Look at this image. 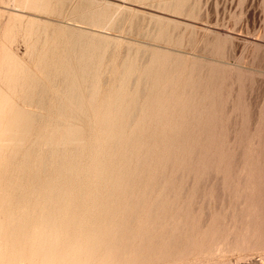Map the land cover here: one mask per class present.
Returning <instances> with one entry per match:
<instances>
[{
  "label": "bare ground",
  "instance_id": "6f19581e",
  "mask_svg": "<svg viewBox=\"0 0 264 264\" xmlns=\"http://www.w3.org/2000/svg\"><path fill=\"white\" fill-rule=\"evenodd\" d=\"M121 1L124 2L127 0ZM133 1L142 4L157 6L158 8L167 9L170 11L173 9V12L176 11L177 13L178 11L179 13L180 11L181 13V10H183L182 8L186 9L188 5L187 3H189L190 0H186L187 2H176V0H157L158 2H152L156 0ZM0 2L13 3L17 6H20V8L22 7L39 13L58 16V18L63 19L60 20L62 22L54 23L50 21H44L35 17L26 18V16L24 15L12 13V16L9 15L11 17L9 18L10 20L5 24L3 29L2 34L4 40H2L3 42L0 45V264H119L118 262H116V259L126 253L128 254V252L131 250V248H128V246L131 247V244L127 246V244L129 243L127 242L129 240L127 238H131V234H126L127 232L125 231L126 227L128 228V226H131L127 225L129 221L125 220V216H127V214L129 215V209L132 210V208H135L134 206L136 205L138 207L136 209L142 210L143 208L141 207L145 206L144 208H146L147 204L154 203V199H158L157 203H154V205L156 204L158 208V204H162V200H164L160 192V195L156 196H162L161 198L163 199L160 200L161 198L153 197L152 201L150 200L151 197L147 196L146 192H144L147 188L146 184H149L148 181L152 180L150 178H153L152 176L154 175V172H152L153 175H149L151 173L150 169H152L150 167L153 164L155 165L156 162L154 163V161L152 160L153 164L151 162V165H149V161H151V159L155 156L153 155V149H155L156 147L153 144L157 145L160 137L158 136L156 138L154 136L155 139H152L153 137L151 138L152 141H156V139L159 138L155 143L153 142V148L150 146L151 144L148 143L151 140H148V142L145 143L143 142V146H141L142 144L138 142L141 141L142 138H146L143 137L144 133H146L145 131L143 134H141L142 138L140 140L134 141V137H130L128 139L129 141H134V143L138 142L140 146L131 145L132 142L129 145L124 144L127 141L126 138H128L126 136L129 134L126 131V128L132 125L142 126L141 121L139 122L138 120L141 115H144V117L142 118L148 120L149 117L147 113L148 110H151L149 109L150 107H153L159 112L167 109L164 107L165 104L167 107L169 106L167 105V103H165L166 97L169 96L166 95V93H169L168 91L172 90L170 88L173 82H175L174 80L176 79V76L174 77L175 79H173V77L171 78L173 80H168V77L165 78L167 79L166 81L172 82H170L169 84L171 86H169L167 82H164L165 79H163V76H166L170 72L172 73L174 71L173 73H175L176 70L178 71V68H181L183 64L181 65L182 62H179V64L177 63V61L182 58L177 57V54L175 53V58H177V60L172 59L174 55L173 52H169L171 50L167 51L163 50L164 48L159 49L156 47H151L149 45H141L139 43L126 40L122 35L110 36L102 32H98L99 30H87L86 28L84 29L82 27L75 26L76 24L72 26V23L67 22V20L69 19L75 22H82L84 24L99 27L101 29L117 28V30L121 32H128L132 31L134 19L138 18L135 16H146L142 17L147 20V25L145 26V28H149L148 35H150L152 39L154 38V40H168V38L172 39V37H170L171 35L167 37L164 35V32H166L167 34L170 30L169 26H172L177 22L175 20H172V18L170 19L169 17H163V15L160 16L155 13L146 11L144 12L140 9L128 5L126 2L120 4L112 2L110 0H0ZM183 11L185 12V10ZM164 25L167 28L169 27V30ZM138 29L139 28L137 27V29L135 30L137 31ZM18 31L23 32L24 39H26L28 45L27 58L31 61H34L35 65L34 63L33 65L35 66V69L30 67L29 63L26 61L27 59L25 60V57L21 58L20 56L15 54L10 47V44L16 40ZM172 31L173 29L169 32L171 33ZM180 36L181 35H179V37ZM178 41L179 40H177V43ZM180 42L182 43V41ZM125 45L126 48H128L127 52L120 61L119 59L121 57H119V59H117L116 61V59L114 58L115 56L120 54V52H117L119 51V46L125 47ZM178 56L185 57L182 55ZM108 58L109 60L112 58L116 61L115 62L113 60L114 63H111L113 65L116 63L115 67H117L118 65L121 66V73L118 71L116 72V74L120 73L119 78L116 77V74L112 73V76L115 75L113 78H118V80H116L118 84L116 85L115 82L116 87L112 85V90L110 89L111 87L109 88L106 85L105 87L103 86L104 88H108V91L109 89L111 91H109V93L108 91H106L107 95L105 94L104 97L101 98V82H108L107 78L105 80L104 75L107 76L106 73L109 72V66L111 65L110 64L109 66H105L109 64ZM116 58H118V56ZM105 59H107L106 62ZM184 59H182L183 63L186 60H190ZM196 60L197 61L194 60L195 63H197L200 59ZM118 61L119 64H117ZM139 62L142 63V66L141 64H139ZM104 63L106 64L104 65ZM110 67L113 68L112 66ZM116 69L113 70L116 71ZM103 70L106 71V73H104ZM193 70H195V68H193ZM210 70L212 71V73H214V70ZM171 75L174 76L176 74ZM102 76H104V81L101 80ZM188 77H190V75ZM138 80L142 81V83ZM132 81H138L142 84V86L140 84L139 86L141 87H139L137 85L139 83L133 82L135 84L133 86L137 85V87L133 89L131 86V88L133 89L132 90L129 86ZM178 81L176 80L175 85L173 84V89L176 88L175 86L178 85V83L179 85H181ZM201 81H199V83L197 84H200ZM163 82L167 85L163 84ZM190 82L192 86H190L191 84L187 85V83H185L184 85H186L187 87L190 86L189 89H191V87L195 88V86L193 85H196V83L194 84L193 80H190ZM205 82H207V79ZM103 84L104 83H102V85ZM197 86L198 85H196V87ZM190 92L193 93V91ZM171 93L170 94L173 97L178 94L174 93L175 95H173V91ZM185 94L186 93H184V95ZM172 96H169V99H166V101L168 102V100H170ZM191 96H193V94ZM14 97L19 98L18 100L22 99L24 101L22 102L25 103V105L21 106ZM177 97H175V99ZM183 97L181 100H184ZM142 99L144 100L142 101ZM185 104H187V101ZM188 105L191 104L188 103ZM26 106H31V108L32 106H35L37 107V110H31ZM179 106L181 109L184 108L181 107V105ZM189 107L190 106H188L187 108L189 109L188 112L190 111V109H192ZM180 108L179 110H181ZM177 110L176 112H178ZM182 110L180 111L181 113ZM153 112L155 113V110ZM148 114L152 115L153 113L149 111ZM159 114L161 115V113ZM184 114L179 115L183 117ZM100 116L101 118H99ZM146 116L147 118H145ZM153 116L150 119H153ZM167 116H170L172 118L173 115H166V117ZM83 117H85L87 121L86 119L83 120ZM175 117L177 119V113ZM44 118H51L50 120L52 121L53 119L54 122H50L48 124L40 123L39 125V120ZM150 119L149 122L151 124ZM157 119H159L158 121H160V118ZM174 119L175 118L171 120L173 121ZM164 120L167 119H163L162 122H164ZM186 120H188V118H186ZM175 122L176 120H174V123ZM179 122L181 123V121ZM174 123L172 122L170 124ZM98 124H100L101 126V128L99 127V129L96 128V125L98 126ZM161 124L162 125H160L159 123V126H171L170 124ZM148 125L149 123H147L146 126ZM86 126L89 129L86 128ZM165 127H163L164 130H161L163 128L160 127L161 132L164 131L162 133L158 131L161 135H165L163 134L167 131L165 130ZM170 128L168 127L167 129ZM143 130L144 128L141 130V132ZM151 131L152 130H150V132ZM131 132L132 135H134L133 133L135 131ZM136 132L135 134H140ZM151 133L153 134V131ZM151 133L148 132V135ZM129 135L131 136V134ZM136 137L139 138L141 136L139 135ZM174 138V140H176V137ZM146 143H148L147 145H150L145 146L144 144ZM166 146L167 145L165 144V147ZM157 148V151H160L158 153L159 155L162 148L160 147L161 150H159V147ZM170 154H168V159H170ZM181 154H178V156ZM162 155H164V153ZM162 155L160 156L161 159L164 158L162 157ZM157 160L161 162L160 159ZM157 164L159 163L157 162ZM162 167L161 172H163V169H165L164 166ZM168 167H170V165ZM148 168L149 174L147 175H149L150 178L147 180V182L145 181V184L141 181V183L137 182L139 185L142 184L145 186V189H143V186L141 187L140 185V188H138V190V186L135 187L136 185H138L137 183H135L137 181L136 179H141L142 181H144L146 178L144 180L143 178L145 177ZM156 168H158V166H155V169ZM155 169L152 170L154 171ZM157 170L159 171V168ZM161 172H159L161 175L156 174L157 177L166 176V174H168L167 171L165 175L164 172ZM26 177H28V179ZM166 178L167 177H161L160 179H156L161 183L162 181L160 180ZM154 179L155 177L153 178V180ZM25 180H27V182H25ZM163 182L161 184L163 186H169L168 184H171V182L169 183V179L167 182L168 184H163ZM160 183L158 185H160ZM155 185L157 186L156 182ZM155 185L151 184V189L148 185L151 193H149L148 190L147 194H151L152 196V191ZM163 186L162 188L158 186V188H161L162 190ZM141 188L143 190H141ZM26 189L30 192L28 195L23 193L24 191H27ZM154 191L157 192L158 190L154 189ZM165 191L166 190L162 192L165 193ZM125 194L126 197L128 195L129 197L124 199ZM134 195L136 197H134ZM145 198L146 200H149L146 205L144 204ZM174 198H176V196ZM123 200H125L124 202L126 203H122ZM168 201L169 200L165 199L166 204L163 205L166 206L167 203L168 205H170V202ZM151 204H149L148 206H150ZM163 205H159L160 211L163 210L162 213L159 212L161 216H156L155 218L153 217L152 222L155 223L154 220L156 218L160 219L161 217H166H163L164 214H167V216H169V212L167 211V209L164 207L166 210L165 212L164 208L161 207ZM156 206H150L147 208H154L153 210H157V208L155 209ZM122 208L128 211H126L127 214L122 211ZM120 210L124 213L122 214L125 218L120 217ZM134 210L135 209H133V211ZM143 210L144 211H141L143 213H145V210H147L146 214H143L144 216H146V218L148 217L149 213H153V210L151 212L150 210L148 212V209ZM158 211H154V214H156L157 212L158 215ZM115 212H118L119 215L117 214L116 216ZM141 212L138 213L142 214ZM133 213L134 216L135 214H138L135 213V211ZM133 213L131 214L133 215ZM180 214L181 213H179V215H176L180 216ZM183 215L180 216V218H175L174 215V218H171V220L177 219L176 221L179 220L178 222H180L179 225H182L186 220L184 219L183 222V220L180 219L186 217L188 219L189 214H187V216L185 215L186 217H183ZM134 216H131V218H137V216ZM152 216L154 215L152 214ZM159 219H157V221ZM164 219H162L161 221L163 222ZM149 220L150 219L148 217L146 220H144L147 221L146 224H144L145 222L143 221L144 223H142V219L140 218L142 227H145V225L148 226L147 224L151 223ZM138 221L139 220H137V223L134 224H139L141 226ZM157 221L154 225H151L153 224L151 223L147 228L145 227L146 229H148V232L143 227L144 229L142 232L144 234H137L138 236L142 234L145 237L149 235L146 238L148 239V242L145 239V242L147 243L143 242V239L145 238L144 236V238L138 242L137 240L139 239L137 235L136 241L133 240V238L129 240L130 242H137L138 244L134 242L136 246L140 245V242H143V245L141 244V247H133L135 248L133 249L135 254H138L140 252L139 248L145 249L146 247H148L146 248L147 250H145V252L147 251L148 255V250H152L153 246L155 244L157 245V242L163 244L162 242H156L155 240L159 237H167L162 236L164 235L162 234L164 230L158 232H162V235H157L158 238L156 237L155 239L154 234L152 233V229L155 226V228L160 227V230H167L168 228L166 227L168 225L165 227L166 224L164 223L165 225L163 224V226L165 228H162V224L158 227L161 221H158L159 224L157 223ZM174 223L176 224L177 222L174 221L170 224L173 225ZM185 223H187V221ZM175 224L173 226H175ZM135 225L132 226L134 227V230L136 229L135 233H138L136 227H142H140L139 225ZM149 227H151L152 229ZM171 227L169 228L170 231L172 230ZM178 229L182 230V227L179 226ZM132 230L133 228L129 229V232ZM124 231L126 232L125 234L127 238L123 236ZM149 231L151 232L149 233ZM168 231L169 230H167L166 232ZM174 231V233H172L171 231L170 235L174 234V237L172 235L171 236L173 238H176V241H179L176 237L177 235L179 236V233L176 229H174ZM156 232L154 233L157 234ZM135 233L133 232L134 237ZM166 235L169 234L167 233ZM151 236L154 239H152ZM148 237H151L152 241H150L153 243L154 240L155 244L151 243V246L145 247L144 245L149 243ZM168 237V242L175 240L170 239V236ZM124 238L125 240L123 243L122 239ZM125 242L127 244H125ZM134 243L132 244L134 245ZM169 243H167V245ZM185 243L188 244L187 242ZM123 244L127 246L125 250L122 249ZM155 246L153 250L157 248V246L156 248ZM149 247L151 248L149 249ZM169 247L166 249H169ZM137 248L139 249V251ZM144 249L140 255H135L134 253L130 252V257H132L133 254L136 257L139 256V259L141 260H137V258L136 262H142L144 260V257H141L146 255V253L143 255ZM118 250H122L126 253L123 254V252L121 251L123 255H119ZM126 250H128V252ZM137 251L138 253H136ZM181 251L184 252L185 249H181ZM150 252L149 256L158 254L156 253L157 251H154L156 254H150ZM163 252L165 253L166 251ZM166 254L167 253L163 255L166 256ZM183 254L184 253H182V255ZM127 256L125 258H128ZM149 256H146L145 258H148ZM156 256L159 259V254ZM123 257H121L120 261H122V259L124 260ZM149 258L146 259L145 262H147ZM129 259L130 262L128 264H131V261H133L135 258H132L133 260L131 258ZM129 259L127 261H129ZM125 262H123V264H125ZM134 262L135 260L132 264H135Z\"/></svg>",
  "mask_w": 264,
  "mask_h": 264
},
{
  "label": "rangeland",
  "instance_id": "374dc122",
  "mask_svg": "<svg viewBox=\"0 0 264 264\" xmlns=\"http://www.w3.org/2000/svg\"><path fill=\"white\" fill-rule=\"evenodd\" d=\"M110 1L115 2V3H120V4H123L126 2L128 5L135 7L137 9H140L144 12L145 11L151 12V13H155L160 16L163 15V17H166V18L167 17H169L170 19L172 18V20H175L177 22L176 24H174L176 26L174 25L169 26L170 27V30H169V27L167 28L164 25L169 31L173 29L171 33L168 30H167L168 31L167 34L166 32H164L165 36L168 37L171 35L170 37H172V39L171 38L170 39L168 38V40L166 39H163V40L155 39L154 40V38L152 39L151 36L148 35L149 28L147 27L145 28V26L147 25L146 24L147 20L142 18L146 16H135V17H138L139 19L138 18H135L136 20L134 19V22L132 25V31H128V32L126 31L121 32L117 30V28H111L112 30L103 29V28L101 29L99 27L90 26L88 24H84L82 22H77V21L75 22L69 19L67 20V22L72 23L71 24L72 26L76 24L75 26L82 27L84 29L86 28L87 30H94V31L99 30L98 32H102L110 36L122 35L123 37H125L126 40L139 43L141 45H145V46L149 45L151 47H156L159 49L164 48L163 50H167V51L171 50L169 52H173V55H174L172 59L177 60V58H175L176 54H177L176 56L179 58L190 59V60L184 61L183 63V60L178 58L179 60H182V61L178 60L177 63L182 62L181 65L183 64L181 68L178 65V67L180 68V69L178 68L179 72L176 70L177 72L175 71V73H173L174 72L173 71L172 73L170 72L166 76L165 75L163 76V79L168 77L169 78L168 80H170L172 77L173 79H175L174 77L176 76V79L174 80L175 82H173V84L175 85L176 80L177 81L180 80L178 82H180L181 84L179 85L178 83V85L175 86L176 88L173 89L174 85L173 84L172 86L169 85L171 81L168 82L166 81L167 79H165L164 81V82H167L168 85L171 86L170 89H172L171 91L169 90L168 91L169 93H166V95L172 96L171 95L172 91H173V95L178 93L174 97L172 96L173 98L172 97L170 98V100H173V101L168 100V102L166 101V99H169V96L166 97L165 95L166 97L165 103H167V105H169L170 107L169 106L167 107L165 103H164L165 104L164 107L169 110L165 109L166 111L162 110L161 112H159L153 107H150L149 109L151 110H148V113L150 111L153 114L150 115L147 113L149 117L148 120L142 118L144 117V115L143 116L141 115V117L138 120L139 122L141 121V124L143 127L138 126V125H134L135 126L134 127L132 125V126H128L129 129L126 128V131L129 134H131V136L127 133L128 135L126 137L128 138H126L127 141L124 144L129 145L132 142L131 145L140 146V144H142L141 146H143V142L144 143L148 142V140H151L152 137H153L152 139H155V137L157 138L158 136L160 137V139L158 138L159 140L156 139V141L158 140L160 142V143L158 142L157 145L153 144V142L155 143L156 141L151 140L152 142L151 141L148 142L151 144V145L149 144L151 147L153 144L156 148L159 147V150H161L162 148L161 153L158 155L160 151H157L158 148L156 149L154 147L156 149V150L153 149L154 150L153 155H155L154 158L156 159V155H157V159H160L161 162H159V160L157 159L156 161L154 158H152L151 161H149L150 163L149 165H151V162L153 164V161L154 163L155 162L156 163L155 165L153 164L151 167L150 166L149 167L152 169H155V166L156 167L158 166L159 171L157 170L158 168H156L154 171L150 169L151 170L150 172L151 173L154 172V175L156 174L161 175L159 172H161L163 168L162 166H164L165 168L163 169L164 175L168 172L166 176L157 177V175L154 176L153 173L149 174V168H148V171L146 172L143 180L145 178L146 179L144 181H142L141 179L140 180L136 179L137 181L135 182V183L137 182L139 183L141 181L142 183L145 184V181L147 182V180L150 178L149 175H153L152 177L153 178L155 177L154 179L155 181L153 180V178H150L153 181L152 180L148 181L149 184H146V187L148 188V189L146 188L147 190L145 189L144 185L142 184L140 185L141 187L143 186V189H145L144 192H146V195L151 197V199L149 198L151 201L153 200L152 199L153 197L156 198L157 197L156 195H160V193L164 198V200H162L163 199L161 198L162 196L157 197V198H161L160 200H162L163 202L162 204H158V208L156 204L154 205V203H157L158 199L157 200L154 199L156 202L153 201L154 203L152 204L149 203L151 204L150 205L151 207L156 206L155 209L157 208V210H153L154 208L153 209L147 208L150 206H148L149 204L146 205V203L149 202V200L147 199L148 200L147 201L146 198L144 202V204L146 205V208H144L145 206L143 207H141L142 205L140 206L143 209H148V212L149 210L150 212L153 210L152 214L154 216H152L151 213H149V215L151 214L150 215L151 217L148 215L150 219L149 221L153 224L148 223L147 224L148 226L149 224L154 225L157 219H159V218H156L154 220L155 221L154 223L152 222L153 217L155 218L156 216L157 217L161 216L160 213H162L163 210L160 211L159 205L166 204L165 199L169 200L168 202H170V205H168L167 203L166 206L165 205L161 206L167 209V211L169 212V216H167V214L166 215L164 214L166 212L164 208L165 212L163 213L164 215L163 214L162 215L163 217L166 216L164 217L166 219L161 217L164 220L162 222L161 221L162 219L160 218L161 220L160 219L158 220L159 222L161 221L160 224L157 221V223L159 224L158 227L161 226V224H162V228H165L168 225L166 228H168L167 230L169 231L166 232L167 230L165 229L160 230L161 229L160 227L155 228L154 226L153 229L151 228L152 226L149 227L153 230L152 233L154 234L155 239L157 235L161 236L162 234H164L162 236H167L166 237L167 240L165 237L163 238L159 237L160 240L157 237L158 239H156L155 241L162 242L163 244L157 242V245L159 244L157 246L155 244V241L153 240V243L157 246L158 249L154 245L156 249L153 250L154 248L153 246L152 250H148V255H147V251L145 252V250H147L146 248L148 247L146 246H151V243H152L151 242L152 236L148 237L150 245L149 243L144 245L146 248L145 249L143 248L144 249L143 255L145 253L146 255L141 257V258L144 257L143 258L144 260L142 259L144 262L143 261L142 262L144 264H264V0H190L189 3H187L188 5L186 4L187 5L186 9L182 8L183 10H185V12L181 10V13L183 11L182 14L180 13V11L179 13L178 11L176 13V11L173 12V9L171 11L167 9H161V8H158L157 6H153L149 4H142V3H139L133 0H129V1L127 0L124 2L121 0H110ZM158 1L156 0L152 2H158ZM168 1H172V0H168ZM182 1L187 2L186 0H176V2H182ZM18 8H20V6H17L13 3L0 2V28H1L0 29V45L3 42L2 40H4V37L2 34L4 26L10 20L9 18H11L10 16H12V13L24 15L26 16V18L35 17V18L42 19L44 21H50L54 23L62 22L60 20H63V19L58 18V16L43 14V13H39V12L30 10V9H25L22 7L20 8L22 10L21 11ZM131 17H134V16H131ZM137 27L139 29L136 31L135 29H137ZM140 27L141 28L144 27V28L141 29ZM172 27H174L175 29ZM179 35L181 36L179 37ZM16 40L10 44V47L12 48L13 52L17 54L18 56H20L21 58L25 57V60L27 59L26 61L29 63L30 67L35 69L34 61H31L30 59L27 58L28 45H27L26 39H24L23 32L18 31ZM177 40H179L178 43H177ZM180 41H182V43ZM119 47H120L118 48L119 51L117 52H120V54L117 53L119 54L117 55L118 58H116L117 56H115L114 58L116 59V61L117 59H119V57H121L119 59L120 61L128 50V48H126V45L125 47L124 46L122 47L119 46ZM178 55H182L185 57H181ZM114 59L111 58L109 60L108 58L109 64L107 63L108 65H105L106 63H104V65L109 66L111 63H114L115 61ZM196 59L198 60L200 59L199 60L200 62L198 61L197 63H195L194 60L197 61ZM106 61L107 59H105V62ZM119 61L117 62V64H119ZM139 64H141L142 66L141 62H139ZM110 66H112L113 68H111ZM110 66H109L110 68L109 72L111 71L110 73L108 71H107L108 73H106V71H104L105 69L103 70V72L106 73L107 76L109 77L108 78L103 73V75L105 76V80L107 78V81L109 83L108 82L105 83L104 78H103L104 76H102L101 80L104 82H101V89H102L100 92L101 98L104 97V95L106 94V91H108L107 90L108 88H104L105 85L109 88L111 87L110 89L112 90L113 88L112 85L116 87V85L118 84L116 80H118L120 76L121 66L118 65L117 66L118 68L115 67L116 63L114 65L111 64ZM193 68H195V70H193ZM196 68L199 72L200 71L202 72L199 73L196 70ZM113 69H116V71H114ZM210 69L212 70L215 69L214 73H212ZM117 71L120 73L116 74ZM112 73L116 74V77L118 78L117 79L113 78L115 75L112 76ZM188 73L190 77H188L189 76ZM171 74H176V75L172 76ZM191 75L194 77H192ZM206 79H207V82H205ZM190 80H193L194 81L193 83L194 84L196 83V85L198 86L196 87V85H193L195 86V88L191 87V89H189V87L192 86ZM138 81L137 82L132 81L129 85L130 88L132 86V88L135 89L137 85L139 86L142 83V81H139L141 83H139ZM199 81H201V83L197 84L199 83ZM115 82H116V85H115ZM133 82L139 83V84H137L136 86H133L135 85ZM164 82L163 84L167 85ZM102 83L104 84L102 85ZM185 83H187V85L188 84L189 85L191 84V85L187 87L186 85H184ZM110 89L109 91H111ZM175 89H177L178 91ZM190 91H193V93ZM184 93L186 94L184 95ZM190 94L191 95L193 94V96H191ZM181 96L184 98V100H181L182 99ZM175 97L177 98L175 99ZM14 98L16 99V101L19 102L21 106L25 105L22 99L18 100L19 98L17 97H14ZM143 100L144 99H142V101ZM186 101H187V104H185ZM188 103H190L192 106L188 105ZM179 105H181V107H184L182 108L183 110L180 108ZM188 106H190L189 108H192L189 111L190 113L188 112L189 109H187ZM26 107L30 108L31 110H37V107L35 106H32V108L31 106L30 107L26 106ZM179 108L182 110V113L180 112L181 110H179ZM206 108L208 109V111ZM152 109L153 111L155 110V113L152 111ZM176 110L178 112H176ZM209 110L210 111L212 110V111L210 112ZM168 112H171V113H168ZM184 112L187 115H185ZM159 113H161V115ZM176 113H177V119L181 121V123L176 119L175 117ZM179 114L181 115L184 114L185 116V117L183 116L184 119ZM166 115H173L174 117L173 116L172 118L170 116L166 117ZM152 116L154 118L150 119ZM99 118H101V116ZM145 118H147V116ZM157 118H160V121H158L159 119ZM162 118L167 119L169 123L167 122V120H164V122H162L163 120ZM173 118H175L174 120H176L175 123H174V120L173 121L171 120ZM186 118H188V120H186ZM50 119L48 118L41 119L39 120L38 124L40 125V123L48 124L50 122H54L53 119L52 121ZM84 119L86 118L83 117V120ZM149 119L151 121V124L149 122ZM153 120H154V123H153ZM146 122L149 123L148 126H146L147 125ZM157 122H159L160 125H162L161 123L170 124L172 122L174 124H170L171 126L168 125V127L169 128L171 127V128L167 129L168 127L159 126V123ZM152 123H153V126H152ZM99 127L101 128L100 124H98V126L96 125L97 129H99ZM160 127L161 128L165 127V130H167L166 133H163L165 135L160 134L164 132V131L161 132V130H164V128L161 129ZM86 128L88 127L86 126ZM143 128L144 130L141 132ZM130 130L133 132L137 131L136 133H140V134H135L134 132L133 133L134 135H132V132ZM150 130L153 131V134L151 133L152 131L150 132ZM144 131L146 133H144ZM148 132L151 134L148 135ZM143 133H144L143 137H146V138H142L141 134ZM135 135L136 136L140 135L141 137L138 138ZM173 136L176 137V140H174L175 138ZM130 137H134L135 138L134 141L140 140L141 138L144 141L142 140L138 141L140 144L138 142L134 143V141L128 140ZM177 138L179 139V141ZM148 143L144 145L149 146L147 145ZM165 144L167 145L166 147H165ZM174 145L177 147H175ZM164 149L166 150V152ZM163 153L164 155H162ZM165 153L167 156L165 155ZM168 154H170V159H168L169 158ZM178 154H181L182 156L181 155L178 156ZM161 155L162 157L166 159L162 158L164 159L162 160L160 158ZM166 160L168 161L170 160V161L168 162ZM157 162L159 164H157ZM160 163L162 164V166ZM169 165L170 167H168ZM161 177L162 178L167 177L169 179V183L171 182V184L167 183L168 179L166 178L167 182H166V179H162L160 181L162 182L164 181L163 184L167 183L169 186L161 185L162 182L160 183L159 180L156 179V178L160 179ZM26 178L28 179V177ZM25 182H27V180H25ZM155 182L157 186L155 185ZM159 183L160 185H158ZM151 184L155 185V187L153 186L154 188L152 191V196L151 194H147L148 190H149V193H151L150 192L151 191L150 189L152 188V186H150ZM140 185L138 184L135 187L138 186L137 187L138 189L140 188ZM148 185L150 186V189ZM158 186H160L161 188L163 186V189L161 190V188H158ZM143 189L141 188V190ZM154 189L155 190L157 189L158 193L154 191ZM164 190H166L165 193L162 192ZM23 193L28 195L30 192L27 190V191H24ZM165 195H166V198H165ZM175 196L176 198H174ZM127 197H129V195ZM127 197L125 194L124 199ZM134 197L136 196L134 195ZM124 201L125 200H123L122 203H126ZM134 207L135 208L130 207L132 208V210L129 209V215L131 216H134V213H133L134 211L135 213L144 211L143 209L142 210L136 209L138 208L136 205ZM133 209L135 210L133 211ZM122 211H124L126 214L128 212L127 210L123 208H122ZM154 211H158V213L159 212L160 213L157 215V212L156 214H154L155 213ZM118 212L117 213L115 212L116 216ZM146 212L147 210H145V213L141 212L142 214L140 213L135 214L137 218H131V216H129L128 214L127 216H125L126 217L125 218L123 215L124 213L121 212L120 217L121 218L124 217L126 221H129V223H131V224L128 223L127 225H131V226L135 225L134 223H137V220H139L138 222L140 223L141 222L140 218L142 219V223L145 222L144 224H146L147 221H144L148 218L144 216ZM131 213H133V215ZM179 213H181L180 216H182L185 213L183 217H186L187 214H189L188 219L187 217L180 219V220H183V222L185 219L187 223H185L186 222L185 221L182 225H179L180 224V222H178L179 220L178 221H176L177 219L171 220V218H174V217L180 218V216H177L179 215ZM142 216L144 219L142 218ZM174 221L177 222L176 224L174 223L175 226H173L174 224L173 225L170 224L171 222L173 223ZM167 222L168 223L170 222L169 223L170 225ZM163 224L165 225V227L163 226ZM138 225L139 224L135 226H138ZM178 225L182 227V230L178 229L179 228ZM131 226H128V228L127 227L125 228L126 229L125 231L127 233L124 231L123 236L127 238L126 234H131V238H127V239L130 240L133 238V240L135 241L137 239L136 237L138 236L137 234L143 233L142 232L143 229L145 227L146 228L148 227L145 225V227L143 226L144 227L143 228L141 224V226L140 225L139 226L142 228L136 227L138 230V233L137 232L135 233L136 229L134 230V227L133 226L131 227ZM170 227L172 229L171 230L172 233L175 232L174 229L178 231L179 236L178 235L176 236L177 233L175 234V236L177 237V240L179 241H176V238H173L174 234H171L173 237L170 235V232H171L169 229ZM132 228L134 230L132 231L135 233V237L132 231L129 232V229H132ZM146 228L145 230H147L148 232V229ZM160 231H163V233L162 232H161L162 234L158 233ZM150 232L151 231H149V233ZM154 232H156L157 234H155ZM167 233L169 235H166ZM141 235L142 234L139 235L140 237L138 236L139 240H137V242L142 240L145 237L144 235L142 236ZM147 236L143 239L144 240L143 242H145V239L147 238ZM168 236H170V239L172 240L175 239V240L169 241L170 242L169 243ZM125 238L122 239L123 243H124ZM154 238L152 237V239ZM129 240L127 241L129 242L128 244L125 242L127 246L131 244L130 245L131 247L128 246V248H131V250L128 249L130 250L129 252L128 250H126L128 254L121 250L123 254L126 253L128 256L126 254L123 255L120 250H118L119 251L118 254L119 255L121 254L124 256V257L123 256L121 257H123L124 260L126 259L125 260L126 262L122 259V261L125 262V264H128L130 262L129 258L131 259L135 258L134 263L139 264L140 261L136 262V259L137 258H138L137 260H141V259H139L140 258L139 256L136 257L135 255H138V254L140 255L141 252H143V249L139 248L140 252L138 253L139 249L137 248L138 251L136 253L138 254H135L133 249H135L137 246L141 247V244L143 242L142 243L140 242L139 243L140 245L136 246L135 243L137 242L133 240H132L133 242H130ZM146 241L148 242V239H146ZM185 242H187L188 244H186ZM132 243H134V245ZM167 243L169 244L167 245ZM170 244H172L173 246ZM127 246L123 244L122 249L125 250ZM187 246H190V247H187ZM168 247L169 249H166ZM150 248L151 247H149V249ZM181 249L182 250L185 249V251L183 252L181 251ZM150 251H153V252H150ZM154 251L155 252L157 251L156 253L159 254L160 256V257L158 256L159 259L156 256L158 254H156ZM163 251H166L165 252L167 253L166 256L163 255L165 254ZM130 252L134 253L135 255L133 254L132 257H130V254H131ZM149 252L150 254L155 253L156 255L154 256L150 255L151 256L150 257ZM179 252L181 253V255ZM182 253L184 254L182 255ZM126 256L128 258H125ZM146 256L150 257V258L148 257L149 260H147V262H145L146 259H148V258H145ZM119 257L118 259H116V262H118L119 264L121 263L123 264V262L120 261L121 257L120 258ZM128 259L129 261H127ZM133 261L131 262L133 263ZM142 262H140V264H143Z\"/></svg>",
  "mask_w": 264,
  "mask_h": 264
}]
</instances>
